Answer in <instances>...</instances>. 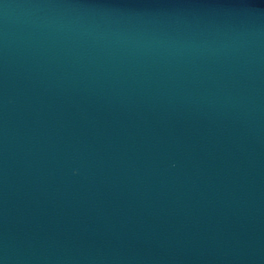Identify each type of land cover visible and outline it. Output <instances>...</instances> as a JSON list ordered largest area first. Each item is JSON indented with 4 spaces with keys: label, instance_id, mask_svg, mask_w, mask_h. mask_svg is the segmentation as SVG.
I'll return each instance as SVG.
<instances>
[{
    "label": "water",
    "instance_id": "95a60500",
    "mask_svg": "<svg viewBox=\"0 0 264 264\" xmlns=\"http://www.w3.org/2000/svg\"><path fill=\"white\" fill-rule=\"evenodd\" d=\"M0 264H264V0H0Z\"/></svg>",
    "mask_w": 264,
    "mask_h": 264
}]
</instances>
